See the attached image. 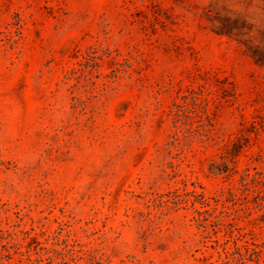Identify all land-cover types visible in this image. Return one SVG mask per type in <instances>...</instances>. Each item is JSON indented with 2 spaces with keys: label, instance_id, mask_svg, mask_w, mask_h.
Listing matches in <instances>:
<instances>
[{
  "label": "rangeland",
  "instance_id": "1",
  "mask_svg": "<svg viewBox=\"0 0 264 264\" xmlns=\"http://www.w3.org/2000/svg\"><path fill=\"white\" fill-rule=\"evenodd\" d=\"M257 59L264 0H0V264H264V209L228 198L183 99L201 86L237 132L264 106Z\"/></svg>",
  "mask_w": 264,
  "mask_h": 264
},
{
  "label": "trees",
  "instance_id": "2",
  "mask_svg": "<svg viewBox=\"0 0 264 264\" xmlns=\"http://www.w3.org/2000/svg\"><path fill=\"white\" fill-rule=\"evenodd\" d=\"M258 64L261 66L264 65V59H257ZM188 93L183 95L184 100H190V102L197 108L200 114L206 116L208 121V130L207 133H203L200 142L203 145L207 143L213 142L215 145L219 146L220 155L223 158L222 167L219 165L221 163H217L216 161H212V165L210 167V171L215 174H225V177L228 179H232L228 185L224 187L229 193L228 198L230 200H234L238 195V191L246 192V198L248 201H252L249 197L250 194L254 196L255 206L249 207L251 214L254 210H263L264 209V171L258 170L256 167H253L255 172L251 171V166L254 162L264 161V140L261 136V129L264 130V106L258 107L255 109L256 113L253 115L252 119H246L241 122L242 127L237 132L232 133H224L219 129L214 121V117L209 113L207 99L203 97L201 86L199 89L194 87H187ZM176 108L180 111L183 104L175 103ZM174 107L171 108L170 113H174L178 116V112L174 111ZM243 116V115H242ZM173 140L172 143H175L179 140L178 134L174 133L172 135ZM242 140H246V142H253L258 147L256 152L245 153L248 163L247 166L243 169L238 168V159L237 156L239 152H241L245 146V143ZM190 141H187L182 146L184 147L186 144H191ZM232 161L234 163L233 167H230L228 161ZM238 173V178H233V174ZM175 193V192H174ZM192 195L198 198L200 202L203 204H208L206 201H201L203 199V195L199 194L196 190H192ZM173 206L176 207L181 203L188 202V199H184L180 197V194H175V198L172 201ZM196 201H192L195 204ZM198 216H195V220L204 221L208 220L207 217H204L205 211L200 209H196ZM251 244H256L254 241L250 239H245L243 244H239L235 242V245L232 250V254L234 255V259L237 261H241L245 258L247 254L253 249ZM245 250V251H243Z\"/></svg>",
  "mask_w": 264,
  "mask_h": 264
}]
</instances>
